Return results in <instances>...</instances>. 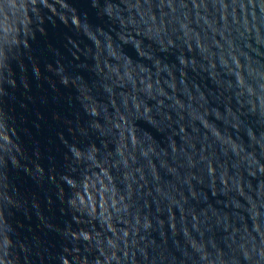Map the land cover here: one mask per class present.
Wrapping results in <instances>:
<instances>
[{
  "label": "water",
  "instance_id": "water-1",
  "mask_svg": "<svg viewBox=\"0 0 264 264\" xmlns=\"http://www.w3.org/2000/svg\"><path fill=\"white\" fill-rule=\"evenodd\" d=\"M0 264H264V0H0Z\"/></svg>",
  "mask_w": 264,
  "mask_h": 264
}]
</instances>
